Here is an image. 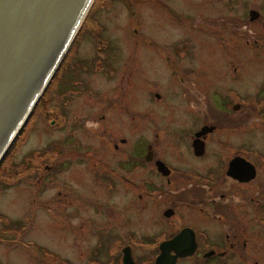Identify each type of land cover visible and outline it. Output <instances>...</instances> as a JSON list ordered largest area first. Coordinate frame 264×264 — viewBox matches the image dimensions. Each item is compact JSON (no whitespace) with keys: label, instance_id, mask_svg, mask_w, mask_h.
Returning a JSON list of instances; mask_svg holds the SVG:
<instances>
[{"label":"flooded vegetation","instance_id":"1","mask_svg":"<svg viewBox=\"0 0 264 264\" xmlns=\"http://www.w3.org/2000/svg\"><path fill=\"white\" fill-rule=\"evenodd\" d=\"M177 5L184 55L171 67L177 91L165 126L134 137V108L151 103L143 93L136 106L133 93L124 105L101 95L88 116L71 109L80 96L65 95L67 194L58 211L45 210L62 236L39 248L50 264H154L176 238L174 264H264V0ZM125 60L133 66L132 51ZM104 75L113 82L116 72ZM129 77L146 78V64ZM91 130L96 141H82Z\"/></svg>","mask_w":264,"mask_h":264},{"label":"rangeland","instance_id":"2","mask_svg":"<svg viewBox=\"0 0 264 264\" xmlns=\"http://www.w3.org/2000/svg\"><path fill=\"white\" fill-rule=\"evenodd\" d=\"M177 1L184 0H93L40 105L37 102L26 122L11 160L0 165V264H50L39 248H56L55 241L62 236L51 229L54 226L45 210H57L67 194L60 187L65 178L62 159L70 142L64 127L65 95L80 96L71 109L88 116L97 110L101 95L124 105L126 95L133 93L136 106V96L143 93L151 103L145 113L134 108V137L143 127L165 126L177 91L171 67L184 55L177 56V41L184 35L177 20H186ZM128 51H132L133 66L125 60ZM107 55L112 58L99 66L98 60ZM141 62L146 64L147 77L132 81L129 72ZM110 69L116 72L113 82L104 75ZM90 133L82 132L81 140L95 142L93 130ZM40 167L49 170L41 176ZM53 194L54 201H44ZM56 217L59 220L61 215Z\"/></svg>","mask_w":264,"mask_h":264},{"label":"water","instance_id":"3","mask_svg":"<svg viewBox=\"0 0 264 264\" xmlns=\"http://www.w3.org/2000/svg\"><path fill=\"white\" fill-rule=\"evenodd\" d=\"M93 0H0V160L71 46ZM177 238L154 264H174ZM124 264H133L130 258Z\"/></svg>","mask_w":264,"mask_h":264},{"label":"trees","instance_id":"4","mask_svg":"<svg viewBox=\"0 0 264 264\" xmlns=\"http://www.w3.org/2000/svg\"><path fill=\"white\" fill-rule=\"evenodd\" d=\"M80 27H81V26H80ZM79 29H80V28H79ZM78 32H79V30H78ZM78 32H77V34H78ZM77 34H76V35H77ZM74 40H75V39H74ZM73 42H74V41H73ZM73 42H72V44H73ZM72 44H71V45H72ZM54 75H55V74H54ZM52 78H53V77H52ZM52 78H51V79H52ZM45 92H46V91H45ZM45 92H43V94L41 95V97H40V99H39V101H38L37 106L40 105V103H41V101H42V97H43V95L45 94ZM37 106H35V107L33 108V110L31 111L30 115L28 116L27 120L25 121V123L23 124V126L21 127V129L19 130V132L17 133L16 137L14 138V140L12 141V143L10 144V146L8 147V149L6 150L4 156H3L2 159L0 160V165H1L6 159H10V158L12 157V153H13L14 150H16L17 145H18V142H19V141H18V138L20 137L21 133L23 132V128H24L26 122L30 119L31 115L33 114V111L35 110V108H36ZM10 160H11V159H10Z\"/></svg>","mask_w":264,"mask_h":264}]
</instances>
